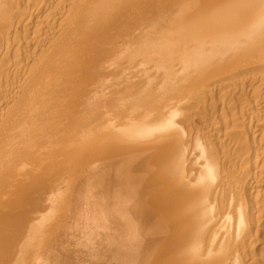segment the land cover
<instances>
[{"label": "bare ground", "instance_id": "bare-ground-1", "mask_svg": "<svg viewBox=\"0 0 264 264\" xmlns=\"http://www.w3.org/2000/svg\"><path fill=\"white\" fill-rule=\"evenodd\" d=\"M221 84L264 88V0H0V264L251 263L262 143L176 124Z\"/></svg>", "mask_w": 264, "mask_h": 264}, {"label": "rangeland", "instance_id": "rangeland-1", "mask_svg": "<svg viewBox=\"0 0 264 264\" xmlns=\"http://www.w3.org/2000/svg\"><path fill=\"white\" fill-rule=\"evenodd\" d=\"M247 85L248 84L243 86L241 84V86L244 87L243 90H245V89L246 90H245V92L242 90L241 94L238 95V97H236V98L234 97L235 100L225 96L224 93H226L229 89V87L227 88V85H222V84L217 85V86L211 85L210 87L206 86V87L202 88V90L195 91V93H194L195 95H192L191 96L192 98L190 97V100H189L190 102L188 101L186 104H184L182 111H180V114L181 113L182 114L184 113V114L183 115L179 114L178 119L176 118V122H178L176 124H179V127L178 126L177 127L182 128V130H181V128L179 130H181V132H184L185 134H188V136L184 135V139H183L184 142H186L185 139H187L188 137H189L188 138L189 140H191L193 138H198V140L201 139L200 141H202V142L203 141H205V142L207 141L208 143H209V141L211 143L213 142V144L215 146H219V145L222 146L223 145L222 146L223 149L226 148V150L230 154H233V152H234V153L241 154V155H243L242 153H245L244 147L242 148V145H241V144H244L245 142H247V144L250 143L249 145H251V146L252 145L254 146V144H255V146L256 145L260 146L262 143V145L260 147L264 148V139L261 140L262 139L261 135L259 133H255V132H257L258 129H260L261 127H264V125H254L251 128H246L247 126L245 125V127L240 128V129H242L243 133L242 132L239 133L237 130H235L237 133L231 134L227 138L222 137V134H221L222 133L221 132L222 127L218 126L219 125L218 122L220 121L219 120L220 119V112L223 108L228 107V108H230V113L235 112V114H237V116L238 115L240 116V115L245 114V112H247V107H245L246 101L248 104L249 101H251L254 98H257V94H259V93H260L259 97H261V98L264 97V91H263L264 88L262 86L260 87V85H257V84H255L256 86L255 85L250 86V84H249V87H247ZM241 86L239 85V86H237V88H240ZM211 87H212V89H211ZM258 87H260V92L256 91V94H255L254 89H257ZM234 91H235V89H234ZM196 92H198V93H196ZM250 98H251V100H250ZM242 100H243V102H242ZM239 110L242 112H240ZM251 110L249 109L248 112ZM240 113H242V114H240ZM232 114H234V113H232ZM240 123L238 125H240ZM212 129H213V131H212ZM214 130L215 131L218 130V132L220 134L218 132L214 133L215 132ZM235 143H238V146L235 145V147H234ZM242 149H243V152L241 151ZM238 169H239V171L246 172L245 175H247V174L252 175L254 172L253 168L247 167L245 169L242 166L240 167V166L236 165L235 170L238 171ZM237 171H235V172H237ZM262 172L264 174V169ZM237 173H239V172H237ZM255 189H256L255 191H254V189L248 190L249 192L247 191L248 193L247 192L246 193L248 195L257 194L260 202H261L260 199H262L261 205H262L263 210L261 209L262 211L260 214L261 215L260 221L256 222V224H258V225H256L257 226L256 228L258 230L256 229L257 233L255 234L257 241H255L256 244L254 243V246L252 247V249L249 252V255L253 261L251 263L250 262L248 263V261L247 262L245 261L244 262L245 264H247V263L248 264H264V201H263L264 197L261 196L264 194V182L261 183L259 186H257V188H255ZM260 192H262V193L260 194ZM259 196H261V197H259Z\"/></svg>", "mask_w": 264, "mask_h": 264}]
</instances>
